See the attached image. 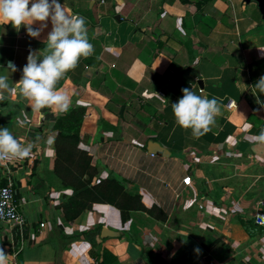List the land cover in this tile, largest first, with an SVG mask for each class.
Returning <instances> with one entry per match:
<instances>
[{
    "label": "crops",
    "instance_id": "1",
    "mask_svg": "<svg viewBox=\"0 0 264 264\" xmlns=\"http://www.w3.org/2000/svg\"><path fill=\"white\" fill-rule=\"evenodd\" d=\"M59 2L85 18L94 47L56 86L72 101L63 114L44 108L41 116L15 85L29 52L43 53L51 22L37 38L23 25L0 23V75L9 62L17 69L9 72L12 91L0 100V128L34 145L28 158L0 161V182L13 183L26 219L21 238L9 239L12 249L0 243L6 264L18 253L32 264H264V225L257 221L264 212V143L256 139L264 129V94L255 87L264 76L259 0ZM183 88L220 105L198 139L172 113ZM25 115L22 126L17 120ZM57 131L76 133L95 174L121 181L141 207L124 221L106 202L72 213V189L52 170ZM149 140L169 154L147 151ZM103 227L112 232L102 234Z\"/></svg>",
    "mask_w": 264,
    "mask_h": 264
},
{
    "label": "clouds",
    "instance_id": "2",
    "mask_svg": "<svg viewBox=\"0 0 264 264\" xmlns=\"http://www.w3.org/2000/svg\"><path fill=\"white\" fill-rule=\"evenodd\" d=\"M37 21L41 22L40 27L33 28ZM48 21L51 22V30L47 33L43 53L38 56L37 52H29L22 76L15 85L17 95L28 100L33 111L51 108L57 114H63L69 110L72 101L56 86L66 73L78 66L81 58H87L94 51L88 39L85 18L66 12L59 0H0V23L10 22L15 29L23 25L33 38L40 36ZM16 70V66L9 62L7 74L0 75V100L6 98L5 93L12 91L9 72ZM255 87L264 94V76L256 81ZM181 92L182 96L171 103L175 122L183 129H191L192 136L198 139L215 123L216 116L220 114L219 102L216 98L209 99L203 92V95H198L189 88H183ZM17 123L23 126L29 121L25 115L24 120L18 118ZM256 139L264 143V129ZM33 147L31 143L21 142L7 127L0 128V161L28 158ZM6 259L7 254L0 250V264H6Z\"/></svg>",
    "mask_w": 264,
    "mask_h": 264
},
{
    "label": "trees",
    "instance_id": "3",
    "mask_svg": "<svg viewBox=\"0 0 264 264\" xmlns=\"http://www.w3.org/2000/svg\"><path fill=\"white\" fill-rule=\"evenodd\" d=\"M77 141L78 136L74 132L57 131L54 137L52 170L63 184L72 189L66 198L67 206L75 214L92 202H106L118 209L119 217L124 221L130 209L141 207L139 195L126 191L122 182L113 176L98 177L90 165L89 154L76 147Z\"/></svg>",
    "mask_w": 264,
    "mask_h": 264
},
{
    "label": "built area",
    "instance_id": "4",
    "mask_svg": "<svg viewBox=\"0 0 264 264\" xmlns=\"http://www.w3.org/2000/svg\"><path fill=\"white\" fill-rule=\"evenodd\" d=\"M230 105L231 101L227 104V106ZM189 180L188 175L181 178V182L185 185L189 183ZM257 216V221L264 225V212L262 214H258ZM0 221L7 222L10 226L15 227L19 232V236H21L26 219L17 209L15 188L10 180H6L2 183L0 182ZM38 225L42 226L43 223L40 221Z\"/></svg>",
    "mask_w": 264,
    "mask_h": 264
},
{
    "label": "rangeland",
    "instance_id": "5",
    "mask_svg": "<svg viewBox=\"0 0 264 264\" xmlns=\"http://www.w3.org/2000/svg\"><path fill=\"white\" fill-rule=\"evenodd\" d=\"M21 178L23 180V177H21ZM17 209L19 211H21L19 205L17 206ZM23 231H22V234H23ZM10 237H12L14 240L18 239L19 238V232L16 230L15 227L10 226L9 223L4 222V221H0V243H3L5 246H8L9 247L8 249H12L9 246L10 245V241H9ZM25 248L28 249L27 246H25ZM12 259L14 260V264H32V263H30L31 261L25 262V260H23L22 253L21 254L18 253L17 255L12 257ZM39 264H51V262H48L45 259H41V262ZM53 264H55V263H53Z\"/></svg>",
    "mask_w": 264,
    "mask_h": 264
},
{
    "label": "water",
    "instance_id": "6",
    "mask_svg": "<svg viewBox=\"0 0 264 264\" xmlns=\"http://www.w3.org/2000/svg\"><path fill=\"white\" fill-rule=\"evenodd\" d=\"M259 4L261 7H264V0H259ZM146 148H147V151L152 152V153H157V154L165 155V156L169 154V152L156 141H150V140L147 141ZM111 232H112L111 230L104 228V227L101 229L102 234H109Z\"/></svg>",
    "mask_w": 264,
    "mask_h": 264
}]
</instances>
